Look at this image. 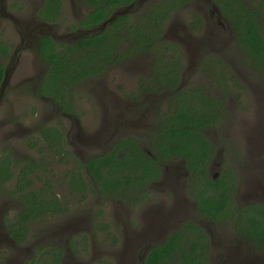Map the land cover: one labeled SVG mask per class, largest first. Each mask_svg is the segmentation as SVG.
<instances>
[{"label":"rangeland","instance_id":"obj_1","mask_svg":"<svg viewBox=\"0 0 264 264\" xmlns=\"http://www.w3.org/2000/svg\"><path fill=\"white\" fill-rule=\"evenodd\" d=\"M37 1L7 0V4L15 13L16 10L11 6L16 7L19 4L23 5L25 10L28 9L27 12H31L32 7L37 6ZM153 1L136 7L130 14L133 17L143 15ZM243 1L259 8V18L264 24V0ZM190 3L168 21L163 35L181 47L185 84L201 86L207 89L212 97L223 98L226 110L224 116L217 125L205 129V133L215 145L210 159L211 167L209 165L208 170L209 175L214 177L223 172L236 175L234 178L238 183L242 165H245L244 161L248 155L264 153V73L249 67L241 58V61H238V51L234 46L227 44V40L232 37V31L223 11L214 10L217 16L215 20L219 19L220 23L214 22L210 16V2L192 0ZM65 7L66 18L51 25L50 32L55 35L54 38L68 45L80 39L70 38L72 33L76 34L80 28L69 29V26L77 23L81 16L77 14L74 17L75 13L72 12L69 1H66ZM195 10L202 12L206 24L202 31L193 33L188 29L187 23L192 21ZM63 16L65 17V14ZM0 20V37L7 38L12 43L13 52L19 46V32L14 22L12 24L2 17ZM84 36L86 34L81 37ZM126 46L128 43L124 42L119 48L122 50ZM30 48L27 53L20 54L22 57H19L18 64L14 65L9 59L6 61V66L14 65L15 68L10 72L7 91L0 97V157L6 155L3 151L8 150L7 153H13L16 160L26 159L39 163L37 172L31 176V186L39 188L46 180H50L53 190L68 201L70 210L65 214L53 215L32 223L29 239L22 245L21 250L8 248L5 255L0 251V264H51V250H54L55 246H61L64 251L62 264H141L139 255L148 241V215L155 213L159 214L160 218L164 217L168 225H165V228L172 227L173 231L201 218V222L209 228L205 227L211 238L208 251L212 252V255H209L208 264H221L226 261L230 257L226 253L232 251L231 248L236 244H241L245 250L244 256H248L244 261L256 258L255 244L246 237L235 235L230 221L214 224L200 217L199 213L194 217L195 220L191 218L192 201L189 200L187 191L181 189L187 180L181 159L166 164L162 176L147 185L146 200L139 204L106 199L93 193H89L87 198H82L79 193H72L67 184L66 173L77 161L85 162L92 156L106 152L123 133L134 134L142 139L143 145L149 144L156 130V107L158 110L160 106H168L167 94H157L159 97L154 98L152 93L146 90L147 81L153 78V60L142 52L112 62L101 73L79 83L77 90L69 96L70 99L72 97L75 109L74 112H69L72 113L70 118L58 113L57 108H62L60 103H48L46 98L31 94L32 84H18L20 79L24 80L29 75L50 71V65L37 58L35 46L34 51ZM209 56L220 57L223 62L229 64L231 70L226 79L227 86L220 85L219 72L213 69V65L203 64V59ZM75 70L77 68L69 70V79L75 74ZM59 71L54 70L47 75L48 86L53 87L55 75ZM58 77H62V74ZM151 99L154 101L153 107L147 105L151 103ZM122 102L135 105L134 110L129 113V118H134V121L129 124L125 122L118 129L113 127V131L110 124L101 125L103 116L111 119L118 117L123 107ZM47 127L64 130L68 150L65 156L51 150L41 139L40 131H47ZM113 133H118L117 137H111ZM221 161L220 166L216 164ZM11 167L17 173L21 163ZM16 185L15 176L0 187V208L3 207L0 214L3 213L2 217L8 226L18 218V213L23 207L18 194L11 193ZM235 187V200L238 204L237 200L242 201V198L249 195L246 194L244 186L237 184ZM259 255L264 261V256L260 253ZM177 261L176 256L169 264H177ZM251 261L248 264L255 263Z\"/></svg>","mask_w":264,"mask_h":264},{"label":"trees","instance_id":"obj_2","mask_svg":"<svg viewBox=\"0 0 264 264\" xmlns=\"http://www.w3.org/2000/svg\"><path fill=\"white\" fill-rule=\"evenodd\" d=\"M53 1L51 8L47 6L49 11L44 16L47 20L56 21L61 2ZM133 1L86 0L92 10L81 25L97 29L99 23L107 20L120 6ZM190 2L192 0H154L143 15L133 17L127 13L118 16L109 22L106 29L96 30L61 49L49 36L40 39L39 53L50 65L47 75L60 70L55 75L53 87L46 84L43 93L52 95L64 111H75L72 97L70 99L69 96L77 90L79 83L101 73L112 62L142 52L153 60V78L147 81L146 90L154 98L167 94L168 106H160L158 110L156 107V130L149 144L143 146L141 138L134 134H123L106 152L92 156L85 162L77 161L66 173L67 184L72 193H79L82 198L93 193L106 199L139 204L146 200L147 185L162 176L164 164L181 159L189 171L188 189L197 201L200 217L212 219L216 224L230 221L236 235L250 239L264 250V205L247 204L238 208L235 200L236 175L225 172L217 178L209 175L215 145L205 129L217 125L224 116V100L212 97L201 86L181 85L184 80L181 47L163 35L168 21ZM213 2L234 25L237 40L234 47L238 55H244L242 58L249 67L264 73V24L259 18V8L243 0ZM205 24L202 12L195 10L187 27L194 33L202 31ZM124 42L128 46L120 50ZM1 49L6 50L0 47V52ZM203 60V64L213 65V69L219 72V84L227 86L226 79L231 70L229 64L220 57L209 56ZM72 68L77 70L69 79L68 72ZM60 74L63 78L58 77ZM3 76L4 70L0 66V83ZM150 101L147 105L153 107V99ZM45 130L40 132L48 142L47 146L59 154L67 153L64 130L57 127H47ZM20 163L21 171L17 176L11 166ZM39 167L40 164L35 161L16 160L13 153L0 157V187L17 177L16 188L11 193L18 194L23 207L9 229L18 241L26 237L29 223L70 210L68 201L53 190L50 180L39 188L31 186V176ZM210 244L211 238L205 227L198 221H190L181 229L171 232L163 243L153 246L144 264H169L176 256L177 264H208ZM51 253V264L63 263L64 251L61 246H55Z\"/></svg>","mask_w":264,"mask_h":264},{"label":"flooded vegetation","instance_id":"obj_3","mask_svg":"<svg viewBox=\"0 0 264 264\" xmlns=\"http://www.w3.org/2000/svg\"><path fill=\"white\" fill-rule=\"evenodd\" d=\"M66 1H69L70 5L72 7V12L75 13L74 17H76L77 14H79V16H81V18L79 20H77V23L74 22L73 24H71L69 26V29L80 28V29L87 30V29L94 27V26L85 27V26L81 25V22L88 16L90 11L92 10V6L88 2H86V0H60L61 5H60V10H59V16H58L56 21L47 20L44 16V14L45 13L47 14V12L49 11V8L47 6H49L51 8V6H52L51 3L54 2L53 0H42L41 2H39V0H38L36 3L37 6L32 7L31 12H27L28 9L25 10L23 8V5H20V4L17 5L16 7L11 6L12 9L16 10V13L11 11L8 8L7 0H0V17H2V19H4V20L7 19V20L11 21L10 23H12V24L14 22L15 27H16L17 31L19 32V37H20V40L18 43L19 46L13 52H12V43L7 38H1L0 37V43H1L0 47L6 48V50H3V51L1 49V52H0V66L3 67V70H4L3 80L5 77L6 71L8 69H10V72H12L13 68H15L14 65L16 63L18 64V61L20 59L19 57H22V55H20V54L27 53V50L30 47H32V50L34 51V46H35L37 58L38 59L40 58L41 60L46 61V64L49 65L48 60H46L44 57H42L39 53V44H40V39L42 37H44V36L51 37V39L59 45V47H58L59 49H61L63 47V45H66V43H64L63 41H60V40L54 38L55 35L50 32L51 31V28H50L51 25H54L58 22H62V20L64 18H66V16H67L66 7H65ZM206 1L210 2L212 4V6L210 8L211 20L214 22H216V21L219 22V19L215 20V19H217L216 18L217 16L214 14V10L215 11H217V10L222 11V9L218 5H216V3L213 2V0H206ZM11 12L15 15H12ZM63 14H65V17L63 16ZM218 17H219V15H218ZM225 18H226V21L228 23V26L231 28V31H232V37H231V39L227 40V41H229V43H227V44L232 45V46H237L236 45L237 40H236L235 34H234V25H233L232 21L230 20V18L228 17L227 14H226ZM0 25H2L1 20H0ZM63 37H65V35H63ZM70 38H73V37L70 36ZM73 39H75V38H73ZM70 44H72V43H69L68 45H70ZM21 49H23V50H21ZM243 56L244 55H239L238 61H241V59L243 60V58H242ZM8 59H9V62L10 61L13 62V64H14L13 66H10V65L6 66V61ZM205 65H207V64H205ZM16 67H17V65H16ZM42 73H43V71L39 72V73H35L34 75H29L26 78H24V80L20 79L18 84H22V83L32 84L31 94L35 95L36 97L46 98V101L48 103L51 102V103L55 104L52 95L43 93V89H45V85H46V78H47L48 70H46L43 74ZM9 77H10V74H9ZM3 80L0 83V97L2 95H4L8 89V87L6 86L8 84V82L6 85H4ZM8 81H9V79H8ZM185 82H186V80H183L181 85L185 84ZM121 104L123 107H122L118 117L117 118L114 117L111 119V118H108L107 116H103L102 117L103 123H101V125L102 124L104 125L106 123L107 126H109V124H110V128L112 130L113 127H115L116 129L120 128V125L125 123V122L127 124H129L130 121L131 122L134 121V118H132V119L129 118V113H130V111L134 110L135 105L133 106V105H130L127 103L125 104L124 102H122ZM126 107H128V109H126ZM57 110H58V113H61L65 116L67 115L68 117H70L72 114V113H69L67 111L62 110V108H57ZM107 119H110V120H107ZM112 131H111V133H112ZM123 134H125V133H123ZM117 135H118V133L117 134L115 133V135L113 133V134H111V137H117ZM40 137L42 140L45 141V139L42 137L41 133H40ZM45 143L48 144V142H45ZM113 143L110 145L111 147H112ZM257 144L258 143H256V145ZM50 149L54 150L52 148H50ZM7 151L5 150V151H3V153H7ZM147 151H149V150L147 149ZM9 153H11V152H9ZM64 154L65 153H63L62 155H64ZM67 156H70V155H67ZM233 157L235 158V155ZM216 164L220 166L222 164V161L219 163L217 162ZM244 164L245 165H242V174L240 176L241 179L239 178V181L237 184L239 186H244L246 188V194L249 195L251 200L248 196H246V198H242L241 199L242 201L237 200L238 201V208H241L242 206L247 205V204L264 205V153H250V155H248V157L244 161ZM213 165H214V163H212V166ZM165 166H166V164H164V171L166 170ZM182 166H183V169L185 171V174H186L187 180H188L189 171L185 167L183 160H182ZM210 167H211V164H210ZM20 171H21V168L18 170L17 176L20 173ZM214 178H217V177L215 176ZM187 180L185 183L182 184L181 189L186 190L187 193L189 194V196H188L189 200L191 199L192 205H193V212H192L191 218H193V220H195L196 218H194V217L198 216L197 201L192 197V195L188 189L189 183ZM3 185H1V186H3ZM175 201L179 202L178 199L177 200L175 199ZM0 209H3V207H1ZM167 215H169V214H167ZM2 216H3V213L0 214V251H2L3 254L5 255L8 248L14 249L16 251L21 250L22 245L27 241V239H29V235L31 233V225H32V223L36 222V220L29 223L30 229L27 231L26 237L23 240L18 241L15 237H13L11 235L9 226H11L12 224L8 226L6 220L3 219ZM148 216H149V222H150V223L148 222L146 224V232H147L146 240L148 239V241L146 242V246L143 248V251L139 255V257L141 259V264H144V259L147 256L148 252L153 248V246L160 244V243H163L164 240L166 239V237L171 232L176 231V230L173 231L172 227L167 228V229H169V230H167L165 228V225H166L165 218L164 217L160 218L159 214H156V213L154 215L149 214ZM206 220L216 224L215 221L212 219L207 218ZM197 221L203 227L208 228L205 224H203L201 222V218ZM14 222H16V219ZM17 226L19 227V225H17ZM166 226L168 227V225H166ZM232 229H233L234 234L236 235L234 227ZM161 235H164L163 238L158 239ZM213 247H214V245H213ZM257 248H255L256 249L255 250L256 251L255 252L256 258L255 259L250 258L246 262L244 260L247 259L248 256H244L245 250L243 249V246L241 244H236L233 248H231L232 251L226 253L227 255H230V257H228V259L226 261H223L221 264H248L250 260L255 262L254 264H264L263 258L260 257V255H259V253H260L261 256H264V250L259 249V248L257 249ZM10 250H9V252H10ZM210 255H212V252L210 253Z\"/></svg>","mask_w":264,"mask_h":264},{"label":"water","instance_id":"obj_4","mask_svg":"<svg viewBox=\"0 0 264 264\" xmlns=\"http://www.w3.org/2000/svg\"><path fill=\"white\" fill-rule=\"evenodd\" d=\"M150 1H153V0H134L133 2L129 4L122 5L107 20L100 23L97 29H87V30L79 29L76 34L72 33L71 37L75 39L79 37L81 38V36H83L84 34L88 35V34H91L92 32H95L96 30H103L106 26H108L109 22L115 20L118 16L131 13L133 9H135L136 7H140L141 5H144L145 3H148ZM9 74H10V69L6 71V74L3 80L4 85H6L8 82Z\"/></svg>","mask_w":264,"mask_h":264}]
</instances>
